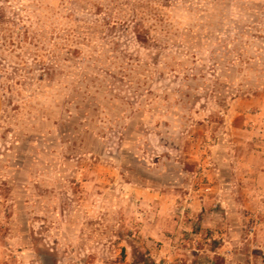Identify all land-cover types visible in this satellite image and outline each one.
Wrapping results in <instances>:
<instances>
[{
    "label": "rangeland",
    "instance_id": "1",
    "mask_svg": "<svg viewBox=\"0 0 264 264\" xmlns=\"http://www.w3.org/2000/svg\"><path fill=\"white\" fill-rule=\"evenodd\" d=\"M60 6L0 0L7 17L24 9L44 25ZM75 7L79 21L104 19ZM165 13L160 43L133 23L107 30L0 123V264H25L28 247L39 264H173L165 239L193 233L216 264H264V171L235 170L264 166V0H177ZM72 97L100 144L79 128L61 136Z\"/></svg>",
    "mask_w": 264,
    "mask_h": 264
},
{
    "label": "trees",
    "instance_id": "2",
    "mask_svg": "<svg viewBox=\"0 0 264 264\" xmlns=\"http://www.w3.org/2000/svg\"><path fill=\"white\" fill-rule=\"evenodd\" d=\"M176 1L60 0L61 10L58 15L55 12L51 17L56 23L50 25H44L40 19L35 24L32 16L27 15L24 9H18L20 14H15L16 18H10L7 17L6 7L0 8V123L11 127L9 121L14 115H17L35 94L50 90L64 66L75 58L86 56L85 50H90L88 46L105 37L107 30H115L120 26L125 28L133 23L137 29L134 34L138 33L139 37H136L139 41L140 36L144 34L145 40L160 43L155 39V32L160 30L161 34H169L166 30L165 11ZM71 2H74L76 7L79 6L75 7L76 11L96 17L104 15V19L101 22L79 21L68 8ZM41 9L42 6H39L37 13L40 14ZM114 39H117V36H114ZM167 41L172 40L167 38L164 45H169ZM103 47L108 48L107 53L113 56V60L118 58L114 57L120 53H117L115 47H108L107 44ZM96 52L100 55V52L94 53ZM88 57L93 62H98L92 53H88ZM148 262V256L142 255L140 260H135L133 264Z\"/></svg>",
    "mask_w": 264,
    "mask_h": 264
},
{
    "label": "crops",
    "instance_id": "3",
    "mask_svg": "<svg viewBox=\"0 0 264 264\" xmlns=\"http://www.w3.org/2000/svg\"><path fill=\"white\" fill-rule=\"evenodd\" d=\"M69 104H73L74 108H75V117L74 118H70L69 120H66L64 125L62 127H60L61 130V136H75L76 134V130L79 128V132L77 133L78 135H80L82 133L83 130H85V132L92 134L93 139L95 142L99 143L101 142V140H103L102 136H100V134L95 133V130L93 128V126L91 127V118L89 119H85V122L82 124L81 121H84V114L79 113V109L81 110L83 107H81V105L79 103L76 104V98H73L69 101ZM71 116V115H69ZM79 118V119H78ZM81 120V121H80ZM89 123V124H87ZM81 129H80V127ZM83 129V130H82ZM126 140L127 139V135H126ZM92 153V152H91ZM88 154H90V152H88ZM253 158H257L256 156H252ZM250 159H251V155H250ZM242 160H248L246 158H243ZM258 161V160H257ZM251 162V165L246 164L243 166L246 169V174H242L240 172H242V163H240V161L235 162V167H236V172L238 174H240V177L244 178L246 177L248 180H251V174L254 172H260V169L263 168L262 172L264 171V166L260 167V165L255 161ZM257 163V164H256ZM193 239L190 241H187L186 243L184 241H182V239L180 240L179 238L176 240H169V239H165L164 244H163V248L169 249L170 252V260L171 263L173 264H216L217 262V256L215 252H210V250H206V252H204L203 250H199L197 251V253H195L194 250V237H197V235H195L194 233L192 234ZM182 241V244H180L179 242ZM209 241V240H207ZM175 243V244H174ZM173 247V249H172ZM209 248V247H208ZM164 251V250H163ZM21 253L23 255V259L25 261V264H39L38 263V257L34 251L33 248L28 247L26 250L25 249H21ZM211 253V254H209ZM222 260V259H221ZM157 261V260H156ZM225 261V260H223ZM163 262L162 258H160L157 263L161 264ZM226 262H224V264H226Z\"/></svg>",
    "mask_w": 264,
    "mask_h": 264
}]
</instances>
